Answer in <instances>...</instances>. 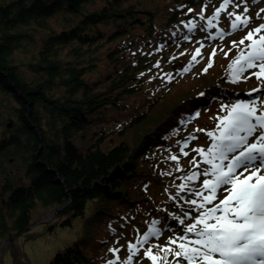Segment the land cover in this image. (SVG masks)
Here are the masks:
<instances>
[{"label": "trees", "instance_id": "trees-1", "mask_svg": "<svg viewBox=\"0 0 264 264\" xmlns=\"http://www.w3.org/2000/svg\"><path fill=\"white\" fill-rule=\"evenodd\" d=\"M222 1L167 0L161 9L142 0H0V241L9 240L16 259L13 241L28 232L41 205L59 207L47 227L52 232L81 227L47 264H121L109 246L118 229L128 234L134 225L148 233L159 227L161 244L171 245L161 261L177 262L183 217L195 214L190 201L199 203L195 193L207 168L181 149L205 131L193 122L196 111L264 97V76L232 80L240 46L212 38L209 21L199 17L198 8L210 14ZM263 2L248 9L253 25H264ZM55 16L63 20L59 30L49 22ZM229 23L224 18L221 25ZM200 40L205 48L190 71L177 70L170 82L147 81L155 63L169 64L175 51L192 55ZM142 45L160 48L147 52ZM162 156L175 157L178 167L160 169ZM193 173L198 178L188 181ZM140 259L130 264L151 263Z\"/></svg>", "mask_w": 264, "mask_h": 264}, {"label": "snow or ice", "instance_id": "snow-or-ice-1", "mask_svg": "<svg viewBox=\"0 0 264 264\" xmlns=\"http://www.w3.org/2000/svg\"><path fill=\"white\" fill-rule=\"evenodd\" d=\"M227 3L228 0H225V5ZM216 14L219 16V10ZM232 15L235 14L229 13V16ZM208 23L211 27V20ZM249 23L241 15H235L231 29L239 30ZM262 31L264 25L248 31L246 37L239 42L244 44L248 40L250 43L247 45V54L241 53L232 62L231 76L234 82L249 69H258L253 73L257 79L264 76V35H258ZM191 61H196V55L191 57ZM190 67L185 66L180 75L190 71ZM167 79L170 82L172 76L168 75ZM226 111L227 114L217 125L218 135L214 132L207 133L213 140L211 147L206 153L196 149L204 157L203 163L208 165L202 175L210 178H205L201 192L195 193L201 197V202L198 204L196 199L190 201L199 215L194 224H188L183 229L185 235L180 238L181 243L175 251V255L183 257L188 264H264V175L260 174L264 170V114H257L255 100L238 101ZM198 114L197 110L195 115ZM191 118L190 115L189 119ZM253 137V142L249 143ZM249 172L250 175H244ZM197 178L196 173L187 176L188 181ZM181 188L185 189L186 185ZM218 190L227 192V196L218 204L207 208L206 205L216 199ZM187 191L194 192V189ZM204 191L208 192L207 196L202 195ZM180 223L183 225L185 221L181 220ZM189 233L195 238L189 239ZM160 234L157 227L139 243H146ZM164 251L170 250L166 248ZM145 254L156 264L157 257L150 249ZM109 264L115 262L110 261ZM126 264H130V261Z\"/></svg>", "mask_w": 264, "mask_h": 264}, {"label": "rangeland", "instance_id": "rangeland-1", "mask_svg": "<svg viewBox=\"0 0 264 264\" xmlns=\"http://www.w3.org/2000/svg\"><path fill=\"white\" fill-rule=\"evenodd\" d=\"M234 1V2H233ZM262 0H252V3L259 6ZM143 3H146L148 7H160L163 9L165 7V3H167V0H142ZM259 3V4H258ZM254 4H250L245 0H242L241 3H236L235 0H228V3L225 5V0L222 1V3L218 7H214L209 13L207 14V9L200 7L197 9V12L200 13L199 16L200 19H205L206 21L211 20V33L212 38H215L219 41L226 40L227 43L233 44L235 43L236 46H240V52L238 56L241 53H244L245 55L249 51L247 45L250 43L248 40L244 41V44H240L239 42L244 39L248 33V31L254 30L260 25H253L250 21L251 12L250 8L254 7ZM264 4V2L262 3ZM221 5H225L223 8ZM91 7V6H90ZM262 7V6H260ZM217 10H219V16H217ZM264 10V7H263ZM229 13H234L235 15H241L243 19H247L250 21V23L247 25V27H250L251 24L253 25L251 28H248L247 33L245 32V35L235 34V31L231 29V25L228 27H223L221 25L222 20L225 18L227 19L231 24V22L235 19V15L229 16ZM163 10H160L159 14V21H163L162 19ZM51 25L55 29H60V27L63 25V20L61 16H55L49 20ZM189 27L193 28V23L189 24ZM142 33V30L139 27H136L133 35L136 36V40H138V35ZM223 34V35H221ZM258 35H264V31L260 32ZM122 38L121 40H123ZM204 44L203 41L200 40L199 44L195 47L194 52L192 55L185 54L184 51H175L168 53L169 59L167 60L169 64H165V66H162V68L156 67L158 63H155V69L153 71H149L146 73L148 76L147 81L148 82H156L159 80H168L167 76L171 75L172 79L176 76L175 72L179 70L180 72L185 66H193L198 62V60L201 58L203 54V48ZM139 48V46H138ZM160 48V46H157L154 48V46L151 48L145 45H142L139 50L141 51H147V52H153L157 51ZM154 49V50H153ZM197 49H199V54L197 55ZM146 53V52H145ZM193 55H196V61L192 62L191 57ZM24 56L23 54H20V57ZM166 56V55H165ZM101 58H105L104 54L101 55ZM173 59L174 64L171 67V62ZM171 61V62H170ZM102 67V66H101ZM99 67L96 71L89 74V77L92 78L95 77L99 71H102V68ZM164 68V73L159 75L157 77V73L163 72L161 69ZM190 67V68H191ZM173 71H172V70ZM258 69H249L244 74H253L254 72H257ZM148 86V85H147ZM145 97V94L139 95L137 97H133L129 99L128 101L131 102L133 100H139ZM257 103V114H264V97L261 99H254ZM243 102H250L249 100H245ZM233 103L232 102H217L214 103L209 108L205 109V111L201 112L200 115L196 116L193 120L194 124L198 126L201 129H204L203 132H196L194 134V138H192L189 142L188 140L183 141L181 143V149L184 154L190 155L191 157L194 156V159L200 158V160L203 162L204 157L201 156L200 152H197L196 149H200L203 152H207V149L211 147V144L213 142L212 137H209L207 135L208 132H214L216 135H218L217 125L220 124V121L222 118L227 114L226 109L229 108ZM1 132V127H0ZM258 135V134H257ZM254 137L250 138L249 143L253 142ZM165 156H162V162L160 164V169H165L171 171L173 168H177L179 165L178 160L173 159L170 160L169 158H164ZM177 158V157H176ZM199 162H197L195 165H199ZM205 166L208 167V165L205 164ZM262 175H264V170L261 171ZM245 176L250 175L249 173H245ZM205 178L204 175L201 177V183H203V180ZM253 182H255V178H253ZM219 191V190H218ZM217 191L216 199L212 200L211 204H207V208H211L214 205L218 204L221 200H223L227 196V192L225 191H219L221 194L219 195V192ZM151 192L153 193L154 197L156 198L158 196V191L156 189H152ZM203 196H207L208 192L204 191L202 192ZM218 195V196H217ZM225 196V197H222ZM200 197V196H199ZM222 197V198H220ZM217 198H219L217 200ZM220 200V201H219ZM199 203L201 202V197L198 200ZM218 201V202H217ZM198 203V204H199ZM55 209V208H54ZM54 209L43 207L41 205H38L36 211H35V219L33 222H36L33 226H31L28 229V232L21 234L19 237H16V239L13 241V243L17 246V253L21 257V259H16L13 255L14 249L13 247H8L9 240L3 239L0 241V264H47L55 255L56 252L62 251L67 245H70L74 239H76L78 236L81 235V227L80 224H76V226H56L55 231L52 232V230H49L48 224H53L54 221H56L55 216L56 212L53 213ZM192 210L194 211V216H190V213L185 215L183 218L188 219V224H194L196 222L195 218H198V211L193 206ZM144 218H146L145 214H142ZM182 218V219H183ZM157 227L152 228V231L156 230ZM161 231V230H160ZM148 234V229H144L142 231H139L138 227L131 226L129 228V233L125 234L123 231H120L118 229V233H116L112 244L109 246V249L114 253L113 259L119 260L122 263L126 264L127 261H130V263H136L140 258L142 259H150L148 256H146V251L148 249L151 250L153 255H156V264L159 263L163 259V254H165L164 249H168L171 247L170 244H168L167 247H165L163 244H161V235L158 237H152L150 238L146 243H139L143 240L145 235ZM182 237L185 235V232L181 233ZM189 239H194V235L189 233L187 234ZM174 240V239H171ZM7 241V243H6ZM176 243L179 245L181 243L180 240H176ZM163 245V246H162ZM126 248V249H125ZM179 248V247H178ZM141 260V259H140ZM151 260V259H150ZM153 264V261L151 260V263ZM175 264H188L186 260L183 259V257H179L177 262Z\"/></svg>", "mask_w": 264, "mask_h": 264}, {"label": "water", "instance_id": "water-1", "mask_svg": "<svg viewBox=\"0 0 264 264\" xmlns=\"http://www.w3.org/2000/svg\"><path fill=\"white\" fill-rule=\"evenodd\" d=\"M58 209H59V207H58V208H55L54 211H53V213H55ZM34 224H36V222H32V223H30L25 229H26V230L29 229V228H30L31 226H33ZM6 243H7V241H6Z\"/></svg>", "mask_w": 264, "mask_h": 264}]
</instances>
